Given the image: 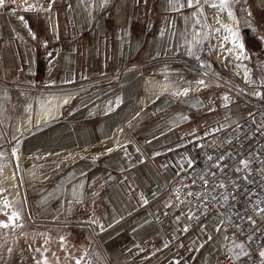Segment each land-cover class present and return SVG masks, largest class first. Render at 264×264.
<instances>
[{
  "label": "crops",
  "instance_id": "0c3cea01",
  "mask_svg": "<svg viewBox=\"0 0 264 264\" xmlns=\"http://www.w3.org/2000/svg\"><path fill=\"white\" fill-rule=\"evenodd\" d=\"M204 4L0 3V82L72 95L51 120L37 123L32 112L30 127L14 125L22 150L43 166L27 211L38 225L87 231L97 263L217 264L219 255L242 245L227 242L217 213L192 223L191 213L166 193V183L192 168L211 138L244 117L246 100L221 85L150 95L160 90L155 77L145 83L128 75L121 85L112 78L134 62H188L202 37L201 12L207 19L205 12L227 10L205 4L206 10ZM233 5L236 17L228 10L230 20H238L241 44L262 69L264 0Z\"/></svg>",
  "mask_w": 264,
  "mask_h": 264
},
{
  "label": "rangeland",
  "instance_id": "374dc122",
  "mask_svg": "<svg viewBox=\"0 0 264 264\" xmlns=\"http://www.w3.org/2000/svg\"><path fill=\"white\" fill-rule=\"evenodd\" d=\"M204 3L221 4L218 0H203ZM233 3L234 0H228L227 10L223 9L225 13L214 9L216 16L205 12L208 20L201 12L202 37L188 62L170 65L158 62L143 67L134 62L112 77L115 84H123L128 75L140 77L145 83L146 79L149 81L155 77L157 88L163 84L165 87L150 91V95H177L185 93L190 87L213 84L230 89L246 100V104L252 95L262 97L264 102V66L258 68L256 55L249 47H240L238 20H230L228 14L230 10L236 17ZM220 15L223 20L227 16L228 22L221 21L218 18ZM259 56L263 58V55ZM7 84L0 82V264H43L45 260L47 264H106L104 259L97 263V247L87 231L68 233L63 227L38 225L30 219L27 211L29 199L38 187L36 179L43 166L36 163L30 152L22 150L21 135H15L14 125L17 130L30 127L26 122L29 119L31 125V113L34 116L37 114L41 98L44 95L58 98L59 94L41 89L28 91L25 87ZM247 84L253 86V91L246 89ZM253 111L247 107L243 116ZM4 224L7 227L2 226ZM81 248L83 255L80 257L78 250Z\"/></svg>",
  "mask_w": 264,
  "mask_h": 264
},
{
  "label": "built area",
  "instance_id": "2783aa9c",
  "mask_svg": "<svg viewBox=\"0 0 264 264\" xmlns=\"http://www.w3.org/2000/svg\"><path fill=\"white\" fill-rule=\"evenodd\" d=\"M246 105L254 111L211 138L194 166L166 183L192 223L217 213L227 242L243 245L219 255L217 264L264 263V102L252 95Z\"/></svg>",
  "mask_w": 264,
  "mask_h": 264
},
{
  "label": "bare ground",
  "instance_id": "6f19581e",
  "mask_svg": "<svg viewBox=\"0 0 264 264\" xmlns=\"http://www.w3.org/2000/svg\"><path fill=\"white\" fill-rule=\"evenodd\" d=\"M205 4H204V6H205ZM224 20L228 21L229 18L226 16V18H224ZM243 76L245 79H247L246 77H248L247 74H245V73ZM164 87H165V85L163 84L159 89H162ZM246 87H247L246 88L247 90L253 91V88H252L253 86L247 84ZM71 99H72V95H70V96L62 95V96H59L58 98H55V97L50 96V95H44L41 98V105H40V108L38 109V112L36 114L35 121L37 123H45V122L51 120L52 118H54L55 116H57L59 114L60 109L63 106V104L69 102ZM26 124H27V126H30V120L29 119L27 120Z\"/></svg>",
  "mask_w": 264,
  "mask_h": 264
},
{
  "label": "snow or ice",
  "instance_id": "6c2138e0",
  "mask_svg": "<svg viewBox=\"0 0 264 264\" xmlns=\"http://www.w3.org/2000/svg\"><path fill=\"white\" fill-rule=\"evenodd\" d=\"M2 2H3V0H0V3H2ZM188 6H189V7L192 6V0H188ZM212 6H213V7H218V6L215 5V4H213ZM227 6H228V0H221V4L219 5V7L224 8V7H227ZM229 15L231 16V12H229ZM229 31H231V30H229ZM240 47L243 48V45H240ZM201 83H203V82L201 81ZM5 204H7V201H5ZM14 215H15V214H14ZM2 226L7 227L6 224H4V225H2ZM185 230H186V229H185ZM237 247H241V248H242V245H238ZM260 255H261L262 257H264V252H261ZM43 264H47V260H45V261L43 262Z\"/></svg>",
  "mask_w": 264,
  "mask_h": 264
}]
</instances>
